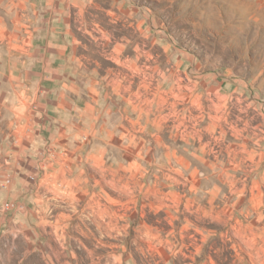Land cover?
Returning a JSON list of instances; mask_svg holds the SVG:
<instances>
[{
    "label": "rangeland",
    "instance_id": "obj_1",
    "mask_svg": "<svg viewBox=\"0 0 264 264\" xmlns=\"http://www.w3.org/2000/svg\"><path fill=\"white\" fill-rule=\"evenodd\" d=\"M20 9L33 50L49 33L66 47L56 61L75 65L42 82L55 138L16 139L1 113L0 188L19 164L34 170L15 187L18 212L0 214V264H264V0ZM84 77L98 81L90 94ZM63 80L80 95L60 97Z\"/></svg>",
    "mask_w": 264,
    "mask_h": 264
},
{
    "label": "crops",
    "instance_id": "obj_2",
    "mask_svg": "<svg viewBox=\"0 0 264 264\" xmlns=\"http://www.w3.org/2000/svg\"><path fill=\"white\" fill-rule=\"evenodd\" d=\"M22 4L23 0H0V116L1 113H7L6 122L10 124L11 127L14 125V128H11L12 131H10L16 139H22L23 137L33 141L44 136L46 138L45 140H51L55 138L53 134L54 128L51 118H49L47 113L48 109L45 106L48 103V99L51 97V92L54 90L45 84L42 85V82L62 80L64 76L70 73V70H66L67 62L60 64L56 61V57L59 55L64 59L66 58V47L56 48L58 52H55L50 34L47 33L43 40H41L40 47H36L37 49L35 48L33 50L34 39L37 38V28L31 17L22 13L20 9ZM56 54L58 56L55 57L54 55ZM67 56L69 59L67 68H70L75 65L74 57L70 58L68 54ZM23 76L24 80L22 79ZM97 83V79L86 81L84 77L83 87L87 89L84 93L87 91V93L90 94L89 90H94L93 88H95ZM59 89L63 91L60 97H65L64 91L66 90L69 91V93H77V95H80L79 92L81 87H79V83L76 88L73 85V81L69 82L63 80L61 88ZM93 98L98 100V93L95 94ZM81 99L83 100L82 103L78 104L79 117L84 118L86 117L87 106H89L90 102L84 96H82ZM26 102L27 104L29 103L30 112H28L27 117H22L19 113V109ZM23 121L28 125L25 131H22L23 126H21ZM41 148L39 152L41 151L42 155L53 156L56 154L53 143L46 142ZM39 152L37 153L39 154ZM43 159L44 158L41 159L39 157L36 161L37 164L42 165ZM48 159H50V157ZM31 163L33 164L32 161ZM33 165L26 164L22 167V165L19 164L18 169L23 171L22 176L13 183L7 182L9 184L2 185L4 188L1 187L3 190L0 188V198L4 197L5 200L1 205L0 214L9 213L10 210H13L10 211V214L18 212L14 208L6 210L4 204L9 201L14 204L20 202V200L15 199L17 195L15 187H19L20 185V188H23L24 183H26L34 170ZM41 168L43 169L44 167L42 166Z\"/></svg>",
    "mask_w": 264,
    "mask_h": 264
},
{
    "label": "built area",
    "instance_id": "obj_3",
    "mask_svg": "<svg viewBox=\"0 0 264 264\" xmlns=\"http://www.w3.org/2000/svg\"><path fill=\"white\" fill-rule=\"evenodd\" d=\"M4 208L6 209V210H9V209H12V208H15V204L14 203H6V204H4Z\"/></svg>",
    "mask_w": 264,
    "mask_h": 264
}]
</instances>
